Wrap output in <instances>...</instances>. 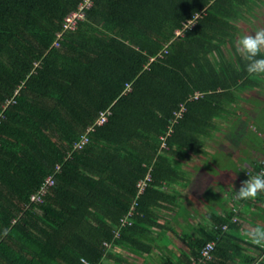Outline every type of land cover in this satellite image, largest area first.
Masks as SVG:
<instances>
[{
    "label": "trees",
    "instance_id": "16d2710c",
    "mask_svg": "<svg viewBox=\"0 0 264 264\" xmlns=\"http://www.w3.org/2000/svg\"><path fill=\"white\" fill-rule=\"evenodd\" d=\"M80 1L0 0V264H106L115 248L144 256L157 242L159 264H254L257 255L230 243L232 198L223 218L209 214L210 225L191 228L182 223L194 212L169 188L200 187L210 171L181 181L178 164L205 150L237 90L264 85L236 51L264 0H94L74 30L61 32ZM251 102L256 120L264 101ZM88 127L87 143L73 150ZM257 136L238 143L260 160L264 133ZM49 176L42 201L31 202ZM206 195L197 200L208 206ZM207 243L213 249L202 261Z\"/></svg>",
    "mask_w": 264,
    "mask_h": 264
},
{
    "label": "crops",
    "instance_id": "0c3cea01",
    "mask_svg": "<svg viewBox=\"0 0 264 264\" xmlns=\"http://www.w3.org/2000/svg\"><path fill=\"white\" fill-rule=\"evenodd\" d=\"M247 93H253V95L251 96ZM235 96L236 98L232 104H225V108L231 110L232 114H221L220 117L216 119V129L212 133V136L207 139L205 150L198 154L191 155L188 161L178 164L177 171L182 174L181 181L193 180L195 177L194 170L207 169V171H210V174L206 172L204 178L200 180V187L197 190H192V194H190L189 187L181 184V182L179 183V181L178 184L175 183L170 186L169 193L176 197L177 205L183 206L184 210L194 212H190V214H188L189 216L185 214L188 216V220L185 223L181 222L183 225L185 224L191 228H195L196 225L200 223L206 226L210 225V223L205 220V217H208L209 214L218 218H223L230 209L228 199L232 198L234 201L230 203H234L237 206L238 222L235 229H229L227 232V234L230 235V243L243 249V252L244 249H248L250 253L257 255L258 258L254 264H264V260L260 261L259 259L261 257L264 258V247L259 246L262 250V254L252 247L248 248V245L252 243L244 235V230L248 226H264V193L258 195L254 200L237 201L234 199V192L240 187L241 182L244 181L243 173L247 169H252L256 166L259 160V151H239V147H243L244 144L238 143V141L244 139L240 137L244 134L255 136V138H258L257 135L260 134L259 130H256L254 126H260L259 121L257 118L255 120V118L252 117L254 108L258 107L259 104H254L251 101L256 99L258 103H263L264 85H260L258 88L240 89L239 92L237 90ZM244 103L250 106L248 111L241 110V105ZM260 106H262V104H260ZM260 127L262 128L261 133H264L263 126ZM239 129L242 130V132H240ZM204 192L207 193L206 196L210 198L207 203L208 206H205V203H203L206 202L205 200H197ZM191 233L195 236L198 234L194 229L191 230ZM164 235L170 237L168 234ZM228 246L229 243L224 246V249H227ZM169 249L177 253L176 249ZM159 251H164L161 242H157L153 246L152 252L144 256H133L129 249L115 248L110 252L113 257L119 260L111 259L106 264H159L157 261V254ZM238 253L242 254V252ZM239 254L237 259H241L243 256Z\"/></svg>",
    "mask_w": 264,
    "mask_h": 264
},
{
    "label": "built area",
    "instance_id": "2783aa9c",
    "mask_svg": "<svg viewBox=\"0 0 264 264\" xmlns=\"http://www.w3.org/2000/svg\"><path fill=\"white\" fill-rule=\"evenodd\" d=\"M94 0H81L80 3H78V5L76 6L75 10L69 12L66 16H64V18L62 19L61 22V32L62 31H72L74 30V28L77 26V24L79 22H81L84 18V12L85 10H87L88 8L91 7L92 3ZM198 15H196L195 17H197ZM194 17V18H195ZM194 18L192 20H189L190 23H188V21L183 25L184 28H190L193 25V21ZM187 24V25H186ZM181 31L176 30L174 31V35L175 36H181ZM61 33H56L55 34V40L53 42V47H58V40L60 38ZM167 50L164 48L159 54L158 57H162V55L166 54ZM182 112V107L180 108V110L178 112H176L174 114L175 117H179L180 113ZM110 115L109 110H104L98 113V117L95 121V125L96 126H101L103 125L106 121H107V117ZM93 131V127H88L86 129V131L80 135V137L77 139V141H75V143L72 145L73 150H80L88 141L89 138V133ZM161 141H163V138H160ZM261 145L264 147V137H261ZM161 146H163V143L161 142ZM257 168L255 173H264V159H260L259 161H257ZM59 166L55 167V170L58 171ZM254 173V174H255ZM247 175H252L249 172H244L243 174V179L246 180L247 179ZM149 181V177L146 175L142 180H140L137 183V188H138V192H141L143 190V188L145 187L146 183ZM53 183L52 178L49 176L47 177L42 185L39 187V189L30 196V201L37 203V202H41L42 201V197L43 195L46 193L47 189L49 188V186H51ZM233 216L231 217V219L229 220V223H235L237 221V212L236 210H232ZM129 214H127L128 216ZM124 219H122L121 223H127L128 221V217H123ZM220 229L222 231L227 229V225L223 224L221 225ZM213 249V243H207L204 245V247L201 249L200 251V255L201 257L204 259L202 261L208 260L210 259V254L211 251ZM264 260L263 257L260 258V261ZM83 264H88L86 262H84L83 260H80Z\"/></svg>",
    "mask_w": 264,
    "mask_h": 264
},
{
    "label": "clouds",
    "instance_id": "9594fccd",
    "mask_svg": "<svg viewBox=\"0 0 264 264\" xmlns=\"http://www.w3.org/2000/svg\"><path fill=\"white\" fill-rule=\"evenodd\" d=\"M188 21L187 24H189ZM186 24V25H187ZM236 51L245 62V71L249 75L264 74V28L254 33L241 35L236 41ZM234 178V177H233ZM237 201L254 200L264 193V173L247 175L240 187L234 192ZM245 237L254 245L264 247V226H248Z\"/></svg>",
    "mask_w": 264,
    "mask_h": 264
},
{
    "label": "rangeland",
    "instance_id": "374dc122",
    "mask_svg": "<svg viewBox=\"0 0 264 264\" xmlns=\"http://www.w3.org/2000/svg\"><path fill=\"white\" fill-rule=\"evenodd\" d=\"M252 22L244 27L242 29L243 34H250V33H254L257 29H261L264 28V1L262 3V5H260V7H258L256 9V14H252ZM248 95H253V93H247ZM250 108V106L248 104H242L241 105V110L243 111H248V109ZM261 118V121L263 120L264 122V109L263 111H261V113L258 114V118ZM260 121V119L258 120ZM257 130H259V132H262V128L258 125H254ZM264 131V130H263Z\"/></svg>",
    "mask_w": 264,
    "mask_h": 264
}]
</instances>
